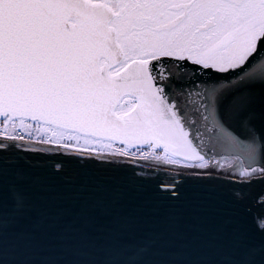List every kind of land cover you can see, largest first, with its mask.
Here are the masks:
<instances>
[{"label": "snow or ice", "instance_id": "6c2138e0", "mask_svg": "<svg viewBox=\"0 0 264 264\" xmlns=\"http://www.w3.org/2000/svg\"><path fill=\"white\" fill-rule=\"evenodd\" d=\"M0 264H264V0H0Z\"/></svg>", "mask_w": 264, "mask_h": 264}, {"label": "water", "instance_id": "95a60500", "mask_svg": "<svg viewBox=\"0 0 264 264\" xmlns=\"http://www.w3.org/2000/svg\"><path fill=\"white\" fill-rule=\"evenodd\" d=\"M259 191H261V186H255L253 188V192ZM136 211L146 219V227L148 228L163 226L173 231H191L194 229H208L213 223L210 209L206 210V213L200 219L194 217L189 211L182 212L179 209H148L145 207H137ZM166 213H173L174 218L165 220ZM30 223V221L25 222L22 226H28Z\"/></svg>", "mask_w": 264, "mask_h": 264}]
</instances>
